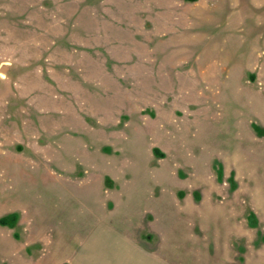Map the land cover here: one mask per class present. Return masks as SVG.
I'll list each match as a JSON object with an SVG mask.
<instances>
[{"label":"rangeland","instance_id":"1","mask_svg":"<svg viewBox=\"0 0 264 264\" xmlns=\"http://www.w3.org/2000/svg\"><path fill=\"white\" fill-rule=\"evenodd\" d=\"M104 225L264 262V0H0V264Z\"/></svg>","mask_w":264,"mask_h":264},{"label":"crops","instance_id":"2","mask_svg":"<svg viewBox=\"0 0 264 264\" xmlns=\"http://www.w3.org/2000/svg\"><path fill=\"white\" fill-rule=\"evenodd\" d=\"M158 243H144L120 228L100 226L94 239L77 254V264H262L241 262L230 240L224 237H194L167 233L160 228ZM171 229V228H170ZM156 233V234H157ZM162 235V237H161ZM192 235V234H191Z\"/></svg>","mask_w":264,"mask_h":264}]
</instances>
